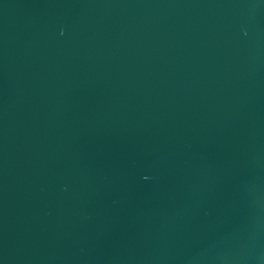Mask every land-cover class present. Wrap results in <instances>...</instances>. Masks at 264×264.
<instances>
[{
	"label": "water",
	"instance_id": "obj_1",
	"mask_svg": "<svg viewBox=\"0 0 264 264\" xmlns=\"http://www.w3.org/2000/svg\"><path fill=\"white\" fill-rule=\"evenodd\" d=\"M0 264H264V0H0Z\"/></svg>",
	"mask_w": 264,
	"mask_h": 264
}]
</instances>
